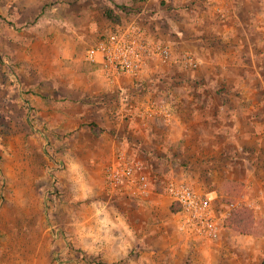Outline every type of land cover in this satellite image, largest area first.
I'll return each mask as SVG.
<instances>
[{"label":"rangeland","instance_id":"374dc122","mask_svg":"<svg viewBox=\"0 0 264 264\" xmlns=\"http://www.w3.org/2000/svg\"><path fill=\"white\" fill-rule=\"evenodd\" d=\"M84 1L0 0V264H264V0H97L101 16L119 10V24L200 59L154 61L98 98L86 51L116 23L67 10ZM74 77L75 98H57ZM156 104L169 117L146 118ZM122 154L144 166L149 195L107 188ZM172 180L212 199L217 239L178 231Z\"/></svg>","mask_w":264,"mask_h":264},{"label":"built area","instance_id":"2783aa9c","mask_svg":"<svg viewBox=\"0 0 264 264\" xmlns=\"http://www.w3.org/2000/svg\"><path fill=\"white\" fill-rule=\"evenodd\" d=\"M86 59L101 67L103 75L114 81L123 77H139L152 63L166 66L180 65L197 68L200 59L188 51L176 52L171 44L158 41L138 22L116 25L102 35L86 51ZM164 104L149 106L146 118L169 117ZM107 188L111 192L131 191L136 196H147L152 191V181L144 166L125 154L110 164L105 172ZM165 194L177 205V229L180 233L202 241L218 238L223 229L212 199L200 193L190 183L172 180L165 184Z\"/></svg>","mask_w":264,"mask_h":264},{"label":"crops","instance_id":"0c3cea01","mask_svg":"<svg viewBox=\"0 0 264 264\" xmlns=\"http://www.w3.org/2000/svg\"><path fill=\"white\" fill-rule=\"evenodd\" d=\"M75 1V0H74ZM97 0H91V1H88V0H85L84 3H80L79 5L83 6V7H79L78 5V9H77V4L78 2H75L74 4H71L69 5L70 8H67L68 11L70 12H76L78 13V15L82 14V12L84 13V17L86 20H89L91 21L93 18L97 19V16L99 17V20L100 22H103L105 23L104 25H107L106 24V16L104 15V13H102L104 16H101L100 15V11L97 9L96 5H97ZM72 6V7H71ZM119 11V10H118ZM117 10H115V12L117 14H119ZM73 14V13H72ZM120 15V14H119ZM105 19V21H104ZM112 26H116L117 24H114L113 22L111 23ZM91 26H89V30H86L87 32H84L85 35L87 37H90V38H94L96 36V31L97 29H102V27H98L97 26V22L95 21V24L93 23H90ZM79 32V35H81V31L80 30H77ZM90 31V32H89ZM92 41V40H91ZM93 43L91 46L95 45V42H91ZM79 45L78 42H74L73 40L70 41V39L68 40V44L67 43H62L61 44V47H60V51L62 53H69L68 57L70 58L73 50L75 48H77ZM89 46L88 49L91 47ZM73 59V58H72ZM95 65V63H92ZM95 66H97V69L96 70H93V67H90L89 68V76L90 78L88 77L87 78V82L85 84H83V79L82 78H71V79H68V80H62V88H61V92H56L57 94L59 95H62V93H64V90L66 92V95L64 96H60V97H57V98H75L72 97V94L75 93V89L76 88H79L78 85H85L86 87V90L90 93L91 96H100L103 94V91L102 89H105V87H109L110 85H120L121 82H119L118 80H114L113 83H111L109 80H107L105 77H103L99 72H101V67L96 64ZM54 91L56 89H53ZM70 91V92H68ZM69 95V96H68ZM219 98L218 95H216V100ZM107 110V109H106ZM105 110V111H106ZM236 119H238V116L236 117ZM182 137V136H180ZM187 142V141H186ZM141 209V208H140ZM151 211L154 209V207H151L149 208ZM154 212V211H153Z\"/></svg>","mask_w":264,"mask_h":264},{"label":"trees","instance_id":"16d2710c","mask_svg":"<svg viewBox=\"0 0 264 264\" xmlns=\"http://www.w3.org/2000/svg\"><path fill=\"white\" fill-rule=\"evenodd\" d=\"M135 3H138V2H140V1H142V0H133ZM105 16L108 18V19H110V20H112V21H114L117 25L120 23V17H119V15L114 11V10H108L106 13H105ZM96 65V64H95ZM174 207H175V210L177 211L178 210V207H177V205H174ZM236 221H240V223H241V225H240V227L243 229H245V228H247L248 227V222L245 220V219H238V220H236ZM236 221H234V222H236ZM243 224H246V227H243ZM248 229V228H247Z\"/></svg>","mask_w":264,"mask_h":264}]
</instances>
